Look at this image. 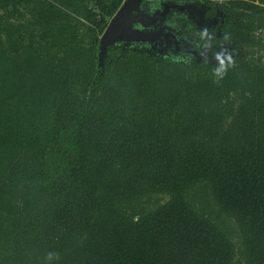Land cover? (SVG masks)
Returning <instances> with one entry per match:
<instances>
[{"label":"trees","instance_id":"16d2710c","mask_svg":"<svg viewBox=\"0 0 264 264\" xmlns=\"http://www.w3.org/2000/svg\"><path fill=\"white\" fill-rule=\"evenodd\" d=\"M122 2L0 0V264H264V0L221 1L249 51L218 82L119 46L99 66Z\"/></svg>","mask_w":264,"mask_h":264},{"label":"rangeland","instance_id":"374dc122","mask_svg":"<svg viewBox=\"0 0 264 264\" xmlns=\"http://www.w3.org/2000/svg\"><path fill=\"white\" fill-rule=\"evenodd\" d=\"M209 1L212 5L204 0H140L138 10L131 13L133 21H130V31L120 35L109 46L141 50L185 65L205 61L207 64L216 65L214 54L221 49H226L232 59L248 53V40L233 43L220 40L223 15L219 6L222 0ZM120 8L121 6L118 10ZM211 11L213 14L206 16ZM202 29H207L209 33L205 38L207 44L197 35ZM124 30L126 29L123 27L121 32ZM214 38L217 41L212 43ZM252 38H255L254 41L261 40L259 45H264V31H256ZM259 47L257 49L260 50ZM99 52L98 64L102 66L107 57ZM262 54V50L258 51L255 57Z\"/></svg>","mask_w":264,"mask_h":264},{"label":"water","instance_id":"95a60500","mask_svg":"<svg viewBox=\"0 0 264 264\" xmlns=\"http://www.w3.org/2000/svg\"><path fill=\"white\" fill-rule=\"evenodd\" d=\"M139 5L140 0H125L122 3L121 8L117 10L112 16L99 39V49L101 52H103V54H105L106 50L110 47L109 45L115 41L116 38H118L120 35H124L125 32L130 31V21H133V16L131 13L133 10H138ZM123 27L126 30L121 32Z\"/></svg>","mask_w":264,"mask_h":264},{"label":"clouds","instance_id":"9594fccd","mask_svg":"<svg viewBox=\"0 0 264 264\" xmlns=\"http://www.w3.org/2000/svg\"><path fill=\"white\" fill-rule=\"evenodd\" d=\"M197 35L201 37V40L207 44V40L205 39L206 37L209 36L208 30L207 29H202L200 30ZM223 39L225 41L228 40V35L225 34ZM215 40H212V43H214ZM214 59L217 62L216 66L212 70V77H213V82H218L220 80H223L228 71L231 69L233 65V59L232 55L227 52L226 49H221L220 52H217L214 54ZM206 63V61H205ZM134 220L137 219L136 217L133 218ZM59 254L54 253V252H48L44 256L42 264H53V262H59Z\"/></svg>","mask_w":264,"mask_h":264}]
</instances>
